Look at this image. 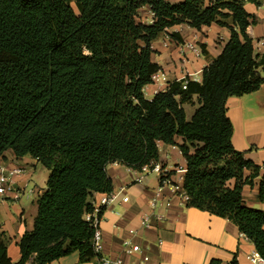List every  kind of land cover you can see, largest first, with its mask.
Wrapping results in <instances>:
<instances>
[{
    "label": "trees",
    "instance_id": "trees-1",
    "mask_svg": "<svg viewBox=\"0 0 264 264\" xmlns=\"http://www.w3.org/2000/svg\"><path fill=\"white\" fill-rule=\"evenodd\" d=\"M246 2L259 5L0 0V159L11 150L49 170L47 187L35 201L33 228L18 242V262L0 230V264H50L72 253L80 263L98 262L92 198L113 190L107 166L139 171L159 161V142L178 147L186 160L187 205L231 220L264 258V211L248 207L242 197L260 166L234 148L226 106L229 97L253 93L264 82V59L247 33L255 20ZM144 6L154 13L152 24L138 21ZM213 23L231 36L203 68L201 81L187 78L186 89L183 81L168 82L148 99L144 88L161 70L152 60V42L175 25L200 30ZM194 98L198 106L187 120L184 104ZM259 194L264 199V182Z\"/></svg>",
    "mask_w": 264,
    "mask_h": 264
},
{
    "label": "crops",
    "instance_id": "crops-1",
    "mask_svg": "<svg viewBox=\"0 0 264 264\" xmlns=\"http://www.w3.org/2000/svg\"><path fill=\"white\" fill-rule=\"evenodd\" d=\"M166 1L177 4L183 0ZM258 1L259 5L252 2L245 4L246 11L255 20L247 28L253 41L264 37V0ZM138 21L147 25L153 23L154 13L150 6L139 9ZM172 34H176V39H173ZM230 36L227 27L216 23L203 26L200 30L187 24L175 25L160 33L152 42V60L160 65L159 73L167 76V82L183 76L200 82L203 68L221 54ZM167 38L170 42L165 45ZM188 42L199 47L201 55L196 56L192 51L183 54L180 47ZM202 45H205L206 54L202 51ZM254 49L264 59V47ZM260 71L264 78V60ZM157 91L154 83L144 88L148 99H152L159 92ZM189 105L198 106L197 99L194 98L193 103L184 104L185 112ZM226 106L227 116L233 124L234 148L245 152L247 159L260 166V174L254 179V185L243 187V200L248 207L264 211V199L259 194L260 185L264 182V82L253 93L229 97ZM178 142H182L181 138ZM159 151V162L164 172L162 177L154 170L141 176L138 171L120 163L107 166V173L113 183L112 191H119L121 188L124 190L115 202L102 210L99 221L102 233L101 254L109 257L122 256L123 242L132 240L142 247V252L123 257L135 264H246L247 255L256 249L255 245L249 239L239 237L241 232L231 220L189 207L188 202L183 201L179 194V190L183 189L186 171L180 172L178 169H186L185 158L176 146L159 142ZM38 165L43 166L32 157H16L11 150L5 151L4 158L0 159V169L22 167L26 170L24 174L14 177L15 187H33L38 193L32 196L8 193L0 201V230L6 233L8 254L15 263L20 259L18 242L24 232L31 231L34 225L37 214L35 201L47 187L49 174L40 181L36 177ZM103 196V193H95L92 198L95 217ZM124 196L128 197L127 202L122 201ZM22 200H25L24 203H21ZM153 200L157 203L155 208L151 206ZM145 216L148 217L150 226L139 229L140 221ZM131 229H137V232L131 233ZM78 262V254L72 253L50 264Z\"/></svg>",
    "mask_w": 264,
    "mask_h": 264
},
{
    "label": "built area",
    "instance_id": "built-area-1",
    "mask_svg": "<svg viewBox=\"0 0 264 264\" xmlns=\"http://www.w3.org/2000/svg\"><path fill=\"white\" fill-rule=\"evenodd\" d=\"M244 1H248V0H244ZM170 42V39L167 38L165 40V45H168V43ZM254 47L255 48H261L264 47V37L260 38V39H256L253 41ZM181 52L183 54L187 53L188 51H192L196 56L201 55V49L199 47H197L194 43L192 42H188L185 44H182L181 47ZM159 75L160 73H156L152 80V83H155L157 90L160 91H165L167 89V84L168 82L166 81H159ZM187 76H183L180 79H178V81H183L182 83V88L186 89L187 87ZM190 79V78H189ZM162 80H166L165 77H163ZM157 91V92H158ZM157 171L159 172V175L162 177L164 176V172H163V167L161 166L159 161L156 162H150L148 164H145L141 167V169L138 171L140 173V175H144L150 171ZM178 171H186V169H178ZM26 172V170L22 167H17L14 169H10V170H4V169H0V201L3 199V197L5 195H7L8 193H14L17 196H21L24 194H28L30 196L38 194L37 190L32 188L29 189H25V188H17L15 187V182H14V177L17 175H21L24 174ZM175 189H177V191L179 190L178 187L176 186ZM124 188H121L119 191H111L107 194H104L103 198L100 201V205L101 207L96 209V212H101L103 210L104 207L109 206L110 204H112L113 202H115V200L120 196V194L123 192ZM160 192H158L157 195H159ZM179 194L181 195L183 201L188 202L189 201V196L188 194L185 192L184 189L179 190ZM128 197L124 196L122 197V201L127 202ZM156 200H153L151 203V206L153 208L156 207ZM90 215H88V220L90 219ZM99 221L100 218H98L97 216L94 218V236H93V246L96 252L101 253V249H102V233H101V229L99 227ZM150 226V222L147 216L142 217L141 221H140V225H139V229H144ZM131 233H136L137 229H131L130 230ZM239 237L241 239H245L248 240V237L244 234V233H240ZM142 252V247L140 245H138L137 243L133 242L132 240H125L123 242L122 245V256H115V257H109V256H104L101 255L100 259L98 260L97 264H135L134 262H128L124 259L123 255H127V256H135L137 254H140ZM246 264H264V258L261 256V254L258 252V250H253L251 253H249L247 255V263Z\"/></svg>",
    "mask_w": 264,
    "mask_h": 264
},
{
    "label": "rangeland",
    "instance_id": "rangeland-1",
    "mask_svg": "<svg viewBox=\"0 0 264 264\" xmlns=\"http://www.w3.org/2000/svg\"><path fill=\"white\" fill-rule=\"evenodd\" d=\"M227 21H229V20H227ZM163 77H165L166 78V80H162L163 79ZM167 76H165V74H160L159 75V81H166L167 82ZM155 84V83H154ZM196 106L197 105H193V106H191V105H189V106H187L186 107V113H187V119H190L191 118V116H192V114H193V111H194V109L196 108ZM48 174H49V171L46 169V168H44L43 166H41V165H38V172H37V178L38 179H41L40 181H42L43 179H46L47 178V176H48ZM39 184V183H38ZM41 185V184H40ZM43 187L45 186V185H42ZM24 201L25 200H22L21 201V203H24ZM29 205H31V201H30V203H29ZM87 263H90V262H86V263H80V262H78V264H87Z\"/></svg>",
    "mask_w": 264,
    "mask_h": 264
}]
</instances>
